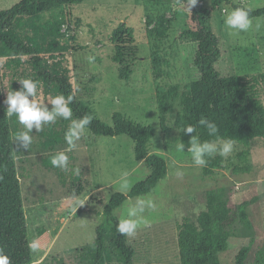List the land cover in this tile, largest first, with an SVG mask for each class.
Masks as SVG:
<instances>
[{"label": "rangeland", "instance_id": "1", "mask_svg": "<svg viewBox=\"0 0 264 264\" xmlns=\"http://www.w3.org/2000/svg\"><path fill=\"white\" fill-rule=\"evenodd\" d=\"M22 1L0 0V11H8ZM232 1L250 10L264 7V0ZM198 2L212 10V30L219 38L221 51V59L215 65L220 76L263 74L264 17L251 19L252 27L246 32L231 30L224 25V19L233 10L231 6L213 10L212 0ZM161 16L168 30L162 40L152 35ZM57 17L64 21L63 43L67 47L64 55L78 98L90 104L95 116L110 126L114 113L136 124L152 126L155 137L149 145V154L161 156L168 164L166 178L152 193L139 196L151 199L156 207L145 210L143 216L148 223L142 224L135 235L128 236L129 245L136 251L134 263L181 264L179 224L184 218L196 220L205 209L208 193L224 190L234 216L228 228L229 249L221 255V263L235 264L240 250L249 246L247 262L254 264L264 251V140L257 139L249 147L234 143L231 154L222 156L220 167L208 177L203 167L193 165L188 150H175V144L180 143V132L175 128L180 98L172 103L167 118L168 136L161 127L159 90L178 86L184 92L201 78L195 66L197 45L183 36L186 30L194 28L190 6L181 0L161 4L157 0H86L63 11L46 13L42 19L52 21ZM121 23L133 30L138 48L129 80L120 79V68L113 61L115 47L111 37ZM7 60L0 52L7 92L21 90L18 81L22 79L34 81L30 64L26 62L20 73L12 77ZM51 98L38 87L39 104L51 110ZM260 100L264 104V85L260 88ZM69 125L70 121L58 118L40 132L33 129L32 144L26 149L16 142L23 126L17 117H11L29 240H38L40 245L34 264L37 261L39 264H91L102 213L112 196L121 193L117 188L122 174L127 172L131 183L130 190L121 193L124 195L151 174L144 162L136 160L135 144L129 138L98 137L86 128L76 141V148L68 153L70 168L78 169V174L62 171L60 176L45 167L43 160L68 147L64 136ZM56 141L59 143L55 144ZM178 170L183 172L180 177L176 175ZM74 176L88 183L86 191L77 199L69 194ZM137 198H129L116 210V217L120 219ZM246 202L251 205L248 222H243L238 216V207ZM79 209L85 212L76 217Z\"/></svg>", "mask_w": 264, "mask_h": 264}, {"label": "trees", "instance_id": "2", "mask_svg": "<svg viewBox=\"0 0 264 264\" xmlns=\"http://www.w3.org/2000/svg\"><path fill=\"white\" fill-rule=\"evenodd\" d=\"M86 0H23L8 11H0V52L8 58L6 66L11 76L20 73L21 68L30 64L34 81L43 88L46 95L71 96L69 105L73 119L90 117L87 129L98 137L126 136L135 144V158L144 162L150 169V176L136 184L128 195L116 193L102 213V223L96 231L93 261L91 264H135L136 251L128 243V236L117 231L119 219L115 212L129 198H136L152 193L158 184L168 175V164L159 155H150L148 148L155 137L152 126L136 124L120 113L112 116V126L95 116L90 104L80 100L72 83L71 71L66 65L63 43L62 18L43 21L44 14L63 11L80 5ZM172 0H157V4L171 3ZM190 6L191 0H181ZM213 10L223 6L247 9L232 0H212ZM63 14V13H62ZM194 28L186 30L183 36L197 45L195 66L201 78L191 83L186 91L173 86L168 91L159 90L158 101L162 119V130L169 134L167 118L171 114L172 103L180 98V111L175 121V128L180 132V142L185 150L193 135H198L201 142L232 140L234 143L249 147L257 139L264 140V104L260 100V88L264 85V73L258 75L222 77L215 65L221 59L219 38L213 32L212 10L200 2L191 8ZM264 17V7L250 10V19ZM168 30L163 16L152 35L165 39ZM111 41L115 47L113 61L119 66L121 80H129L132 75V60L138 54L133 30L121 23L112 33ZM28 57V61L24 58ZM7 90L4 86L0 63V249L9 256L11 264H34L35 253L28 247L29 232L27 215L24 208L21 176L16 163L14 134L11 117L6 116ZM214 122L218 132L215 136L201 127L202 118ZM187 125L197 127V133L184 134ZM59 142L56 141L55 144ZM50 148V147H49ZM44 158L45 167L62 176V171L54 169L50 160ZM207 166L203 167L205 176L211 177L220 167L223 157L218 153L206 157ZM74 165H72L73 167ZM88 183L79 176H74L69 194L72 199L79 198L87 189ZM246 202L238 207V216L248 222ZM85 209H79L76 217ZM234 210L225 197L224 190L212 191L206 197L205 209L196 220L184 218L178 226V242L181 264H222L221 255L229 249L231 233L229 225ZM251 249L243 247L236 257L235 264H248ZM254 264H264V251Z\"/></svg>", "mask_w": 264, "mask_h": 264}, {"label": "clouds", "instance_id": "3", "mask_svg": "<svg viewBox=\"0 0 264 264\" xmlns=\"http://www.w3.org/2000/svg\"><path fill=\"white\" fill-rule=\"evenodd\" d=\"M197 3L198 0H191V8L195 7ZM249 16L250 10L235 8L229 12L224 19V25L231 30L246 32L252 27V21ZM18 82L22 85L21 90L8 91L7 98L4 101L7 105L6 116L9 118L13 116L17 117L19 124L22 125L24 129L17 134L16 142L21 147L27 149L33 141L32 135H30V133L33 132V129H35L36 132H40L45 125L55 123L58 118L70 121L69 128L64 136L65 143L68 147L56 152L51 157L50 163L54 169H59L66 173L73 172L78 174V169L70 168V158L68 153L76 148V141L81 138V135L85 132V129L91 122L90 117L84 116L80 119H72L73 112L69 106L73 99L71 96H68L67 98H65L64 95L54 96L50 100L52 108L49 110L45 104L41 105L37 102L38 82L31 79H22ZM198 124L201 127H206L211 136H215L218 132L217 125L207 118L202 117L198 121ZM183 133L186 135L197 133V127L194 125H187L183 128ZM189 145L188 152L191 154L193 165L202 168L207 166L206 157H211L217 153L223 157L231 154L234 142L232 140H225L222 143L219 140L201 142L198 135H193L190 139ZM175 150L177 152H183L185 150L184 143H176ZM176 175L180 177L183 175V172L178 170ZM127 177V172L123 173L121 176L117 188L121 193L130 190L131 183ZM155 207L156 205L151 199L138 197L135 203L128 206L125 214L120 217L117 224V231L121 235H135L137 229L142 224L148 223L143 216L145 210H154ZM28 247L32 253H37L40 247L38 240H32ZM0 264H11L9 256L6 255L2 249H0ZM36 264H39V261H37Z\"/></svg>", "mask_w": 264, "mask_h": 264}]
</instances>
